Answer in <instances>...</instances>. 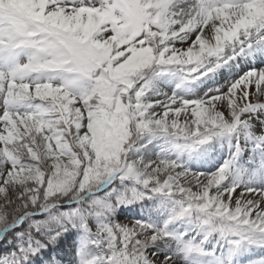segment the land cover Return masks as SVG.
<instances>
[{
  "label": "snow or ice",
  "instance_id": "snow-or-ice-1",
  "mask_svg": "<svg viewBox=\"0 0 264 264\" xmlns=\"http://www.w3.org/2000/svg\"><path fill=\"white\" fill-rule=\"evenodd\" d=\"M0 264H264V0H0Z\"/></svg>",
  "mask_w": 264,
  "mask_h": 264
}]
</instances>
